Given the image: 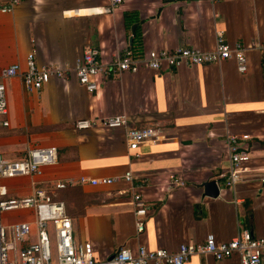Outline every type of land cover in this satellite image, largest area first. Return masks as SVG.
I'll return each instance as SVG.
<instances>
[{"label": "crops", "instance_id": "crops-1", "mask_svg": "<svg viewBox=\"0 0 264 264\" xmlns=\"http://www.w3.org/2000/svg\"><path fill=\"white\" fill-rule=\"evenodd\" d=\"M109 0H20L0 17V68L33 53L38 66L56 65L64 78L52 77L38 92L24 91L20 76L4 81L8 126L0 127V157L23 156L31 146L56 148V163L38 177L1 179L7 196H25L36 187L65 181L58 191L72 223L73 240L88 246L96 260L119 247L139 245L174 251L212 234L227 241L242 228L264 237V0H122L111 12ZM138 44L132 43L134 32ZM216 31L245 49L246 71L234 60L154 70L140 63L99 79L88 92L74 68L87 47L104 62L136 47L213 49ZM130 39V40H129ZM123 115L127 126L149 127L155 139L127 147V126L76 129V120L100 121ZM226 135L240 137L255 169L234 189L219 174L228 166ZM245 137V138H242ZM129 171L132 179L121 176ZM80 177L115 178L106 185L79 183ZM174 180L180 182L175 184ZM215 180L216 197L201 184ZM150 205L144 229L136 233L131 193ZM24 213H0V222L23 220ZM183 264H239L238 257L216 261L192 255Z\"/></svg>", "mask_w": 264, "mask_h": 264}, {"label": "built area", "instance_id": "built-area-1", "mask_svg": "<svg viewBox=\"0 0 264 264\" xmlns=\"http://www.w3.org/2000/svg\"><path fill=\"white\" fill-rule=\"evenodd\" d=\"M213 1V0H209ZM122 0H109L101 8L102 13L111 12ZM20 0H0V17L11 13ZM232 59L238 72L247 68L245 49L240 43L228 44L222 31H216L213 49L201 51L193 47H176L174 49H153L144 55L133 57L126 49L111 61L104 62L96 47L84 49L80 60L74 68L77 82L88 92L98 88L99 79L109 74L123 71L135 72L140 63L149 69L162 67L174 69L181 65H203L218 63ZM65 70L56 65L38 66L33 53L25 56L24 67L18 63H10L0 68V127L8 126L5 116L7 101L4 81L20 76L21 84L27 93L38 92L52 77L64 78ZM123 115H113L100 121L80 119L73 125L76 129L90 128L99 125L103 128L127 126ZM156 132L149 127H126L125 139L131 150L148 139H155ZM245 138V137H242ZM225 143L228 151V166L219 174L222 185L234 189L247 174L255 169L246 164L250 160L249 150L240 142V137L226 135ZM56 148L51 145L31 146L25 149L22 157L7 160L0 157V180L13 177H38L44 167L56 163ZM121 179L129 182L132 174L126 171ZM115 179L102 177L86 179L80 177L79 183L89 182L92 185L110 184ZM264 182V171L259 176ZM67 182L54 181L50 186L36 187L31 181V192L25 196H7L6 187L0 183V213L21 211L25 213L23 220L2 224L0 222V264H183L192 255H210L219 261L236 255L239 264H264V237L252 234L242 228L227 241L217 242L212 234L205 236L202 242L180 244L176 250L163 248L148 249L139 245L135 253L127 247H119L106 260H96L91 256L87 245L77 243L72 236V223L66 213L65 204L60 199L52 198L53 190L63 189ZM174 183L180 182L174 180ZM133 205L134 227L136 233L144 229V221L150 212V205L139 192L131 193Z\"/></svg>", "mask_w": 264, "mask_h": 264}, {"label": "water", "instance_id": "water-1", "mask_svg": "<svg viewBox=\"0 0 264 264\" xmlns=\"http://www.w3.org/2000/svg\"><path fill=\"white\" fill-rule=\"evenodd\" d=\"M130 40V39H129ZM203 195L208 197H216L218 194V187L215 180L205 181L201 184Z\"/></svg>", "mask_w": 264, "mask_h": 264}, {"label": "trees", "instance_id": "trees-1", "mask_svg": "<svg viewBox=\"0 0 264 264\" xmlns=\"http://www.w3.org/2000/svg\"><path fill=\"white\" fill-rule=\"evenodd\" d=\"M132 43H136V45L138 44V34H137L136 31L134 32V40H133ZM128 49L130 50V52H131V54H132L133 57H139V56H140V55L138 54V53H139V52H138V49H136V47H133V45L130 46V48H128ZM65 187H66V185H65ZM65 187H64V188H65ZM64 188H63V189H64ZM63 189H56V190H53L52 198L60 199L61 197H60V194L58 193V191H61V190H63Z\"/></svg>", "mask_w": 264, "mask_h": 264}, {"label": "rangeland", "instance_id": "rangeland-1", "mask_svg": "<svg viewBox=\"0 0 264 264\" xmlns=\"http://www.w3.org/2000/svg\"><path fill=\"white\" fill-rule=\"evenodd\" d=\"M0 182H1V180H0ZM15 212H21V211H14V212H7V213H15ZM21 213H23V212H21ZM24 215H25V213H24Z\"/></svg>", "mask_w": 264, "mask_h": 264}]
</instances>
